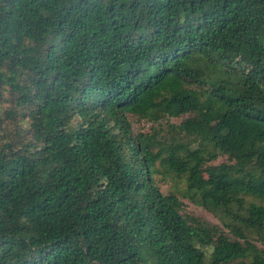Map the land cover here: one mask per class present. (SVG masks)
<instances>
[{
    "label": "trees",
    "instance_id": "obj_1",
    "mask_svg": "<svg viewBox=\"0 0 264 264\" xmlns=\"http://www.w3.org/2000/svg\"><path fill=\"white\" fill-rule=\"evenodd\" d=\"M263 233L264 0H0V264H264Z\"/></svg>",
    "mask_w": 264,
    "mask_h": 264
},
{
    "label": "rangeland",
    "instance_id": "obj_2",
    "mask_svg": "<svg viewBox=\"0 0 264 264\" xmlns=\"http://www.w3.org/2000/svg\"><path fill=\"white\" fill-rule=\"evenodd\" d=\"M128 122L130 124L131 131L133 133L140 134H149L155 133V137L158 139H168L171 134H169L170 126L177 125L182 118H168L166 120L160 121L158 124H151L145 122L144 120H137L135 117L127 116ZM226 158L223 156H218L214 161L210 162L212 165H218L220 163H225ZM156 186L162 193H174L182 202V210L181 213L190 215L196 218H199L211 225H216L220 227L225 235L231 238V235L224 229L219 222V220L211 213L205 211L204 209L193 205L188 199H184L181 195L184 192V185L182 180H177L170 175H164L163 179L156 181ZM264 234V233H263ZM247 240L250 242L252 247L256 250H260L262 245L258 240L256 233L248 232ZM206 256L209 253L208 249H205Z\"/></svg>",
    "mask_w": 264,
    "mask_h": 264
}]
</instances>
